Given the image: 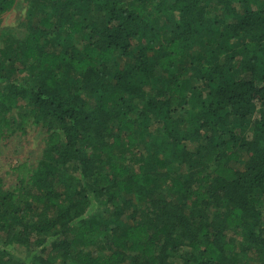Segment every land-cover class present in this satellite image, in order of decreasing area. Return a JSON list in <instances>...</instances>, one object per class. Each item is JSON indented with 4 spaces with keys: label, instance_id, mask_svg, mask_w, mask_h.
I'll return each instance as SVG.
<instances>
[{
    "label": "trees",
    "instance_id": "16d2710c",
    "mask_svg": "<svg viewBox=\"0 0 264 264\" xmlns=\"http://www.w3.org/2000/svg\"><path fill=\"white\" fill-rule=\"evenodd\" d=\"M29 2L0 140L47 135L0 178V264H264V0Z\"/></svg>",
    "mask_w": 264,
    "mask_h": 264
},
{
    "label": "rangeland",
    "instance_id": "374dc122",
    "mask_svg": "<svg viewBox=\"0 0 264 264\" xmlns=\"http://www.w3.org/2000/svg\"><path fill=\"white\" fill-rule=\"evenodd\" d=\"M15 1L14 8L0 19V36L7 32L15 38H22L26 34V27L30 24L31 5L29 0ZM16 112L17 110H14L13 114ZM46 135V132L38 127L29 128L25 135L16 133L0 140V178L8 190H12L17 185L14 167L25 162L33 168L38 166L45 151ZM22 251L21 248H17L15 255L19 257Z\"/></svg>",
    "mask_w": 264,
    "mask_h": 264
}]
</instances>
